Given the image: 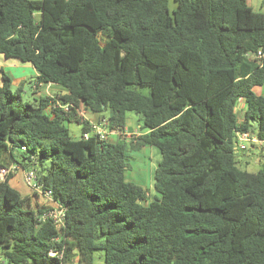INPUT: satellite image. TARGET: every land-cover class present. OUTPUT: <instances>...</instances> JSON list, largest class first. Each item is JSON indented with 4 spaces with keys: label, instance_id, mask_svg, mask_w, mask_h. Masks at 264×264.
Segmentation results:
<instances>
[{
    "label": "trees",
    "instance_id": "16d2710c",
    "mask_svg": "<svg viewBox=\"0 0 264 264\" xmlns=\"http://www.w3.org/2000/svg\"><path fill=\"white\" fill-rule=\"evenodd\" d=\"M173 1L0 0V54L67 91L24 101L0 69V164L33 169L65 207L58 228L14 173L0 180V264H92L97 249L101 264H264V161L235 156V132L264 141V10ZM80 104L120 135L83 138ZM128 111L142 118L131 138ZM143 146L160 154L150 200L125 174Z\"/></svg>",
    "mask_w": 264,
    "mask_h": 264
},
{
    "label": "crops",
    "instance_id": "0c3cea01",
    "mask_svg": "<svg viewBox=\"0 0 264 264\" xmlns=\"http://www.w3.org/2000/svg\"><path fill=\"white\" fill-rule=\"evenodd\" d=\"M246 2H247V0H246ZM248 4L253 9H255L254 5L252 3H248ZM257 7H258V9H255V10H259V11L264 10V0H258L257 1ZM0 69H2L4 72H6L10 76L11 87L15 86V88H16L19 85H21V87L23 88L24 81L26 79H29L28 80L29 92H30V95L32 97H34L35 99L39 98L40 96H49V97L57 98V96H56L57 94H64L67 92L65 88H62V87L55 85V84H52V83L39 82L38 84H36V86H33V84H35L34 80H35V77L37 75V72L30 63L21 62L20 60H18V59L16 60L15 58H7V57H4L2 54H0ZM1 83H2V79H1V72H0V85H1ZM253 91L255 92V94H258V95L264 94V83L261 85L254 86ZM235 109L237 111V114H238V111L241 113V117H239V119L241 120L242 113L245 109V103L242 99H239L237 101ZM78 115L81 118L87 120L92 125L97 124L98 119H99L98 114L93 113L90 110L86 109L83 106V104H80L78 107ZM139 127H140V125H138V128H133L131 124L126 123L123 131L121 132V134H122L121 136H124L126 138L134 137V136L141 133ZM119 135H120V133L118 134L116 131H111V132H108L106 139L107 140H115L117 138V136H119ZM250 135L252 138H254L255 143H250V142L249 143L252 146V148L257 149L256 152H252V154H253L252 159L255 162L260 163L261 161H264V153L261 151L262 149H264V141L256 139V137L254 136V134L252 132H250ZM145 147H147V146H143L139 150H141ZM6 156H7L6 154L5 155L1 154L0 158L5 159ZM243 159H245V158H243ZM243 159L242 160L237 159V161L240 163H244V164H248L250 162V158H246V160H243ZM14 177H15V174H13L11 176V178L9 179V184L18 190L16 185L20 186L22 184V180H23L22 173H21V177L19 179L15 180V182H12ZM20 194L23 196L30 197V203L34 202L37 205L42 203V200L35 195H33V199H32L30 191L24 192V193L20 192Z\"/></svg>",
    "mask_w": 264,
    "mask_h": 264
},
{
    "label": "rangeland",
    "instance_id": "374dc122",
    "mask_svg": "<svg viewBox=\"0 0 264 264\" xmlns=\"http://www.w3.org/2000/svg\"><path fill=\"white\" fill-rule=\"evenodd\" d=\"M257 1L258 0H247L248 3H252L254 5L255 9H258ZM169 6L170 8L175 7V3L173 0H169ZM38 17H39V11L35 12V19H38ZM28 80L29 79H26L23 83L21 96L24 101L33 102L35 101V98L30 95ZM12 87L15 88V86ZM143 88L144 91L147 89L146 87ZM105 114H107V112H105ZM238 114H239L238 116L241 117V113L239 111ZM126 117H127L126 123L131 124L133 128H138V125L142 124V118L140 114H137L133 111H128L126 112ZM66 126L68 127L69 133L73 138H78L80 136L81 124L79 122L69 121L66 122ZM243 143L245 144L246 148L237 149V151L235 152V156L238 160H242L243 158H245L243 160H246V158H250V162L248 164L238 162V164L241 168H245L249 171H255L260 167V164L252 159L253 156L252 152H256L257 149L252 148V146L248 141H244ZM261 151L264 153V149H262ZM159 158H160V154L157 148L151 146H147L141 150L128 152L129 168L125 172L126 177L132 182L141 184L144 187V189L147 191L149 200L153 199L154 196L157 195V193L153 188V171L159 161ZM14 174L15 177L12 180V182H15V180L21 177V171L18 170ZM16 186L18 190L22 193L30 191V189L24 184L23 180L20 186L19 185ZM31 196L33 199L32 192H31ZM31 205L34 208L37 204L31 202ZM101 262H102V251L97 249L94 252V258L92 264H101Z\"/></svg>",
    "mask_w": 264,
    "mask_h": 264
},
{
    "label": "built area",
    "instance_id": "2783aa9c",
    "mask_svg": "<svg viewBox=\"0 0 264 264\" xmlns=\"http://www.w3.org/2000/svg\"><path fill=\"white\" fill-rule=\"evenodd\" d=\"M258 55H261L260 51H258ZM33 86H36V84H33ZM58 106H60L64 110H68L70 104H64ZM77 113H78V109H77ZM105 124H106L105 119L102 120V122L99 121V123L92 125L91 131H84L82 133V137L87 138L91 133H96L100 139H106L108 132L111 131H108V129L105 127ZM235 134L238 140L236 146L239 149H244L246 147L245 144L243 143L244 141H248V142L255 141L254 138H252L248 132H235ZM18 170L21 171L23 182L30 189L33 195L39 197L42 200V203H45L46 205L50 206L41 214V218L43 219L50 218L53 221V223L59 228L63 223L65 207L60 202L52 198L51 191L49 189L43 188L42 184L37 179L36 173L33 169L31 168L24 169L16 163H11L6 166L0 164V180H3L8 173H15ZM50 254L53 255L54 252H50ZM0 261H1V257H0ZM75 263L76 260L73 263H61V264H75Z\"/></svg>",
    "mask_w": 264,
    "mask_h": 264
}]
</instances>
